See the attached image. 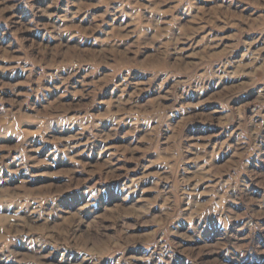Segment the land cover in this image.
Wrapping results in <instances>:
<instances>
[{
	"label": "rangeland",
	"instance_id": "1",
	"mask_svg": "<svg viewBox=\"0 0 264 264\" xmlns=\"http://www.w3.org/2000/svg\"><path fill=\"white\" fill-rule=\"evenodd\" d=\"M0 264H264V0H0Z\"/></svg>",
	"mask_w": 264,
	"mask_h": 264
}]
</instances>
